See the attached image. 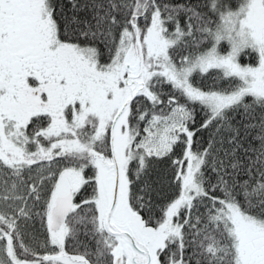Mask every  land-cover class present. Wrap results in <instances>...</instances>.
Wrapping results in <instances>:
<instances>
[{
  "label": "snow or ice",
  "instance_id": "obj_1",
  "mask_svg": "<svg viewBox=\"0 0 264 264\" xmlns=\"http://www.w3.org/2000/svg\"><path fill=\"white\" fill-rule=\"evenodd\" d=\"M0 264H264V0H0Z\"/></svg>",
  "mask_w": 264,
  "mask_h": 264
}]
</instances>
